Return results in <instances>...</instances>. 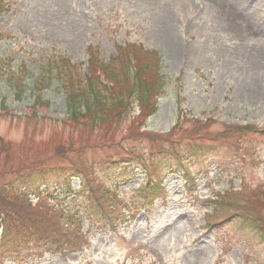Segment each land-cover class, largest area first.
<instances>
[{
	"label": "rangeland",
	"instance_id": "rangeland-1",
	"mask_svg": "<svg viewBox=\"0 0 264 264\" xmlns=\"http://www.w3.org/2000/svg\"><path fill=\"white\" fill-rule=\"evenodd\" d=\"M5 2L0 138L12 152L6 160L0 155V177L58 167L78 196L30 198L32 209L15 228L0 227V264H264V236L252 232L264 225V205L256 197L264 194V136L224 134L230 125L264 123V0ZM132 44L158 53L166 83L156 113L145 119L134 103L125 117L94 132L66 127L65 95L56 79L41 93L38 117L33 112L27 118L34 105L30 91L17 100L7 84L21 79L30 87L46 61L64 59L84 71L88 47L107 61ZM178 97L187 120L176 125ZM145 172L169 191L165 206L157 202L148 213L142 204ZM53 182L58 180L48 187ZM225 190L232 205L209 218L217 228L205 234L204 215L214 207L209 199ZM102 192L116 197L106 202L114 216L108 220L90 210V224L84 216L77 219L89 198ZM248 198L255 214L237 216L250 205ZM35 218L42 223L37 236L44 237L25 239L29 234L19 228Z\"/></svg>",
	"mask_w": 264,
	"mask_h": 264
},
{
	"label": "trees",
	"instance_id": "trees-1",
	"mask_svg": "<svg viewBox=\"0 0 264 264\" xmlns=\"http://www.w3.org/2000/svg\"><path fill=\"white\" fill-rule=\"evenodd\" d=\"M5 11L4 1L0 0V16ZM137 47L140 46L132 44L129 47L124 46V49L119 48L118 51L121 52V56L114 57L107 63H99L97 54H94L95 51L88 48V65L82 73L78 67L71 66L67 60L57 61V65L51 61H46L31 87L23 85L21 79L9 81L7 84L17 100L22 98L26 90L30 91L34 98V105L31 108L33 111L43 104L41 96L43 89L49 88L55 79L58 80L56 88L64 93L66 101L67 118L62 124L66 127L69 126V128L89 129L94 132L97 126L108 124L110 119L119 120L125 117L132 110L134 103L139 108V118H145V116H152L156 112V101L166 83L165 78L159 74L161 59L158 53L143 49L141 51ZM128 52L130 53L129 58H126L125 55ZM3 76L6 77V75ZM75 77L78 78V81L74 80ZM177 113L176 123L178 124L183 120V117L180 110ZM253 131L251 127L234 129L233 135H252ZM224 134L227 136L232 133L225 132ZM162 150L164 152V149ZM11 152L10 143H6L0 138V155L3 154L6 160ZM12 176L13 179L6 176L0 177V210L6 214L4 217L0 213V217H4L0 223L2 230L15 228L20 216L30 213L32 209L31 203H29L31 197L38 199L43 194L51 195L54 193H59L60 196L64 195L63 198L70 195L78 196V193L69 184L71 178L58 171V167L35 166L31 169H16L15 175L12 174ZM51 179L58 180V183L54 184L53 182L54 185L48 187L51 184ZM61 179L64 180V185H61ZM162 185L160 179L153 180L150 178L146 181L142 188V203L151 209L155 201H164L166 188ZM263 195V192H259L256 197L258 202L264 205ZM99 196V199L96 195L89 198L88 208L90 206L93 208L95 203V211L98 214L110 215L111 206L106 203L100 193ZM112 199L116 200L114 194H112ZM249 200L248 198L247 201L250 202V205L245 204L241 209L243 215L251 218L247 215V211L253 212L254 203ZM87 209L84 210V214ZM54 216H58L57 222H59V214L56 213ZM8 224H11L12 227H8ZM39 226H42V223L35 218L26 226L19 228V231H26L29 234L25 239H41L44 236H37V231H42ZM258 226L260 229L258 228L255 232L264 236V225L258 223ZM53 231L56 230L46 229V232L51 233ZM3 237L4 235H1L0 239ZM33 243L39 244L40 242L33 241Z\"/></svg>",
	"mask_w": 264,
	"mask_h": 264
}]
</instances>
